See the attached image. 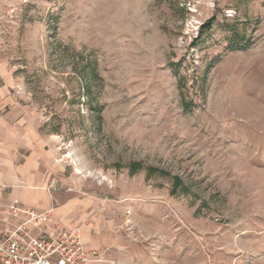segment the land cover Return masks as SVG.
Segmentation results:
<instances>
[{
  "label": "rangeland",
  "instance_id": "obj_1",
  "mask_svg": "<svg viewBox=\"0 0 264 264\" xmlns=\"http://www.w3.org/2000/svg\"><path fill=\"white\" fill-rule=\"evenodd\" d=\"M0 59L117 264H264V0H0Z\"/></svg>",
  "mask_w": 264,
  "mask_h": 264
},
{
  "label": "crops",
  "instance_id": "obj_2",
  "mask_svg": "<svg viewBox=\"0 0 264 264\" xmlns=\"http://www.w3.org/2000/svg\"><path fill=\"white\" fill-rule=\"evenodd\" d=\"M17 95L0 59V186H6L0 192V203L17 199L36 209L52 208L57 222L69 228L80 227L86 249L98 251L101 246H112L117 264V238L107 240L102 233L104 217H114L116 206L110 203L106 210L103 203L89 197L88 188L71 187L51 142H42Z\"/></svg>",
  "mask_w": 264,
  "mask_h": 264
},
{
  "label": "built area",
  "instance_id": "obj_3",
  "mask_svg": "<svg viewBox=\"0 0 264 264\" xmlns=\"http://www.w3.org/2000/svg\"><path fill=\"white\" fill-rule=\"evenodd\" d=\"M5 188L1 185L0 192ZM102 261L97 250L85 248L80 227L69 228L57 222L52 208L36 209L17 199L0 203V264H99Z\"/></svg>",
  "mask_w": 264,
  "mask_h": 264
},
{
  "label": "trees",
  "instance_id": "obj_4",
  "mask_svg": "<svg viewBox=\"0 0 264 264\" xmlns=\"http://www.w3.org/2000/svg\"><path fill=\"white\" fill-rule=\"evenodd\" d=\"M211 21H212V20L206 22L205 24H203V25L200 27V33H201L203 30L207 29V28L210 26V24L212 23ZM174 180H175V185H176V186L179 185L180 182H181V180H180L179 178H174Z\"/></svg>",
  "mask_w": 264,
  "mask_h": 264
}]
</instances>
